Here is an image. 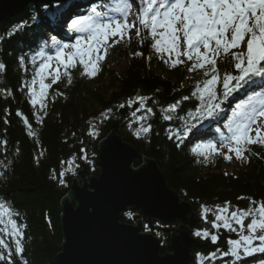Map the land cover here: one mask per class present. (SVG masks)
Masks as SVG:
<instances>
[{
    "label": "trees",
    "instance_id": "trees-1",
    "mask_svg": "<svg viewBox=\"0 0 264 264\" xmlns=\"http://www.w3.org/2000/svg\"><path fill=\"white\" fill-rule=\"evenodd\" d=\"M110 1L69 0L25 9L0 22V63L6 65L0 71V203L9 209L5 221L10 216L21 233L23 252L13 255L14 264H57L55 257L62 243L60 201L73 177L79 178L78 173L84 168L87 180L99 176L98 143L111 132L139 155L153 159L169 189L191 205L194 218L184 224L201 243L191 249L193 264H257L264 254L244 257L241 249L239 260L223 255L230 247L228 241L239 239L241 229L233 222L237 231H230L216 216L225 208L228 212L238 211L254 207L251 201L257 205L264 202V145H245L247 160L242 159L241 167L229 172L224 170L225 153L217 144L222 133L218 135L206 128L217 124L227 130L222 123L226 113L232 116L247 94L259 91L264 86V76L254 77L252 82L223 98L224 75L239 72L234 66L236 61L222 53L217 59L219 82L214 86L221 110L214 119L203 121L185 136L186 128L195 123L189 114H195L196 107L201 106L198 86L202 87L205 76L195 73L186 77L188 69L184 71L179 64L167 63L154 52L149 30L140 25V36L122 38L107 46L105 59L95 76L82 75L84 69L79 60L69 69L70 84L63 68L59 84L47 81L49 86L43 90V97L36 94L35 80L43 59L75 32L70 27L73 20L69 24L61 21L62 15L67 13V17L75 19L84 10L91 12L102 2ZM137 52L141 55H136ZM122 62L126 64L121 72H116L114 68ZM193 92L197 95L193 96ZM34 97L38 100L35 105L31 103ZM141 97L145 99L141 101ZM134 101L141 103L140 111L128 107ZM121 104L128 113H119ZM172 105H177L175 111L169 110ZM16 112L27 119L29 127ZM89 122L95 125L96 135L89 134ZM142 126H150V131L135 135ZM209 143L215 144L218 151L205 149ZM201 152H205L207 159ZM69 160L71 165L67 163ZM140 164L137 162L135 167ZM61 172L65 173L64 184L60 183ZM250 219H245V225ZM121 221L128 224L142 221V231L160 239L159 253L170 252L171 234L157 222L147 224L140 210L124 211ZM213 222L221 226L213 227ZM198 231L200 236L195 234ZM243 231L247 234L246 227ZM204 232L209 235L204 236ZM212 235L217 236L215 243ZM0 236L12 245L14 253L11 237L3 233ZM212 253L216 255L211 256Z\"/></svg>",
    "mask_w": 264,
    "mask_h": 264
},
{
    "label": "snow or ice",
    "instance_id": "snow-or-ice-1",
    "mask_svg": "<svg viewBox=\"0 0 264 264\" xmlns=\"http://www.w3.org/2000/svg\"><path fill=\"white\" fill-rule=\"evenodd\" d=\"M145 2L146 6L139 9L137 19L144 29L149 30V35L153 38L152 47L158 53L164 51L175 54L176 59L172 61V66L184 62L179 59L181 55L189 61L193 60L194 55L195 60L188 71L203 70V75L209 77L204 80L202 87L198 86L201 106L196 107L195 114H189L195 123L186 128L184 135L187 136L198 124L214 119L221 110V102H218L219 97L214 85L219 80L217 59L221 58L222 53L236 61L234 66L239 72L238 75L228 73L224 75L223 98L226 99L233 92L252 82L254 77L264 76V0H145ZM131 6L127 0H124L123 7L120 9L125 16L123 22L109 17L106 23L101 22L100 17L106 16L107 13L97 12L93 8L92 12L95 13V19L89 17L85 25L89 32L86 38L87 47H81V41L78 39L73 45L76 50L75 53L68 54L66 60L63 58L64 53L62 51L57 53L56 60L63 66L64 75L69 84L72 82L69 69L76 66V55L80 56L79 63L84 69L81 74L89 78L96 75L100 68V62L105 59L107 52V47L104 46L111 47L108 38L118 35L123 38V33L134 27L126 19L127 11ZM82 23V19H76L72 21L70 27L83 31L84 28L80 27ZM159 29L163 31H158ZM181 32L183 33L182 43L186 46L182 53L179 51L181 37L178 35ZM140 34L141 29L136 28V35L140 36ZM116 42L114 40L113 44ZM242 43H246V54L230 51L241 48ZM201 46L204 49L203 52L200 51ZM102 48L103 53L101 52ZM136 55H141V53L137 52ZM48 67V64H42L40 70L43 71ZM5 69L6 65L0 63V71ZM56 71L58 72L59 69ZM58 79L59 76H55L52 83H56ZM48 86L41 82V97L44 95L43 90ZM192 95L195 96L197 93L193 92ZM144 99V97L140 98L141 101ZM184 99H189V97H184ZM37 102L35 97L31 99L33 105ZM40 103H43L42 100ZM120 107H124V105L121 104ZM176 107L177 105H172L169 110L175 111ZM147 110L151 111V109ZM107 112L110 113L111 109H108ZM101 116L107 118L105 113H101ZM165 118L170 119V117ZM24 122L28 123L27 120ZM89 123V134L96 135L95 125ZM224 127L227 129L228 135L221 134L220 147H227L229 151H234L237 159L246 161L247 157L244 156L245 145H264V93L254 92L253 95L247 96L245 100L237 104L233 116L228 118ZM149 131L150 126H142L134 134L140 136L141 133H148ZM217 131L220 130L217 129ZM32 134L30 131L29 135ZM224 141L228 143L226 144ZM176 147L179 148L180 144L178 143ZM204 147L213 153L218 151L216 145L212 143ZM194 151L196 150L194 149ZM200 154L207 159L205 152ZM224 158L229 159L230 157L225 155ZM67 163L71 165L72 160ZM64 174V172L59 173L61 184H64L62 179ZM251 203L254 207L232 211L230 215L216 216V220L222 221V226L230 231H237L233 227V222L239 225L241 229L239 239L229 240L230 247L223 255H231L239 260L241 249L244 257L254 256L256 253L264 254V202L258 205L255 201H251ZM222 211L227 213L228 210L225 208ZM8 214L9 209L4 203H0V225H4L3 228H0V233L11 237L12 244H14L13 253L12 245L0 236V261H6V264H14L13 255H21L23 248L19 239L21 233L15 221L10 216L7 221L4 219ZM248 217L251 219L245 225V219ZM220 226V224L213 222V227ZM245 227L247 234L243 231ZM195 234L201 235L199 231ZM208 235L209 233L204 232V236ZM211 240L215 243L217 236L212 235ZM254 241H258V243L254 244ZM210 255L215 256L216 253ZM257 264H264V259L257 261Z\"/></svg>",
    "mask_w": 264,
    "mask_h": 264
},
{
    "label": "water",
    "instance_id": "water-1",
    "mask_svg": "<svg viewBox=\"0 0 264 264\" xmlns=\"http://www.w3.org/2000/svg\"><path fill=\"white\" fill-rule=\"evenodd\" d=\"M63 1L0 0V22L25 9ZM129 107L141 109L138 103ZM119 113L126 114V108L121 107ZM137 162L141 164L135 167ZM98 164V177L87 180L84 168L60 201L62 243L56 263L192 264L191 249L201 243L184 223L193 220V209L169 189L155 161L139 155L111 132L98 143ZM128 209L140 210L148 224L157 221L171 226L164 228L171 233V252L159 253L160 239L143 233L141 221L135 225L122 222V213ZM178 223L181 225L175 229Z\"/></svg>",
    "mask_w": 264,
    "mask_h": 264
},
{
    "label": "rangeland",
    "instance_id": "rangeland-1",
    "mask_svg": "<svg viewBox=\"0 0 264 264\" xmlns=\"http://www.w3.org/2000/svg\"><path fill=\"white\" fill-rule=\"evenodd\" d=\"M140 1H141L142 4H141V6H138L136 1L127 0V3L131 4L132 6L127 11L126 19H127L128 23L129 24H133L134 27L126 30L123 33V38H128L129 40L132 39L134 37V35H136V28H140L141 27L140 24H139V20L137 19V16L139 15V9L141 7H143V6H146V2H145V0H140ZM123 3H124V0H118L117 2L115 1L113 3V5H111L110 8L108 6L109 4H107V6H104V5L99 6L97 8V12L107 13L106 16L100 17L101 22H105V23L108 22V18L109 17L111 19L123 22V20L125 19V16L120 10L123 7ZM53 4H55V3H52V5ZM89 17H93L95 19V13L87 14V16L84 19H82L83 23L80 25V27L84 28V30L83 31H78L77 29H75V32H76L77 35L76 36H72L73 39L70 40V41H72L71 43L65 42V43L61 44L57 48V50H55L54 54H52V55L50 54V55L46 56L43 59V61H44L43 64H48L49 67L43 69V71L39 70L37 75H36V80H35L36 94L41 93V82H43L44 84L48 85L47 81H52L53 78L58 75L59 76L58 81L56 83H53V84H59L60 83V81L62 79L63 66L60 64L59 61L56 60V55H57L58 52L62 51L64 53V57L63 58L66 60L68 54L75 53L76 50L73 48V45L76 44L78 39L81 41V47H83V48L87 47L86 38L89 35V32H88V30H87L85 25L88 22V18ZM66 22L69 24V22H71V20H67ZM158 31H163V30L159 29ZM178 35L181 37V41L179 43V51L182 53L186 46L183 45V43H182L183 33L182 32L178 33ZM229 38H230V34H229ZM121 39L122 38L119 35L116 36V37H111L110 36L108 38L109 45H114V44L118 43ZM157 39H159V36H157ZM74 40H75V42H73ZM114 40L117 41V42L113 44ZM150 41H152V44H153V38L151 36H150ZM213 46H214V42H213ZM104 47H107V46H104ZM153 50H154L155 53L159 54L165 61H167V63L168 62L172 63V61L176 59L175 54H172V53H169V52H164V51H161V52L158 53L154 48H153ZM102 51H103V48L101 49V52ZM200 51L201 52L204 51L202 46L200 48ZM230 51H235V52H238V53L239 52H244L246 54V43H242L241 48L232 49ZM93 55H96V53H93ZM105 55H106V53H105ZM85 59H87V56H85ZM179 59L184 61L183 63H180L179 65L182 68H184V71H185L186 69L191 67L192 63L195 60V56L193 55V60L192 61H189L183 55H181L179 57ZM79 60H80V56L76 55L75 56V62H77ZM125 64H126V62H122V64L120 66L115 67L114 70L116 72H121V70H122V68L124 67ZM57 69H59L58 72L56 71ZM195 73H199L200 77H204L203 74H202L203 70H197V71H194V72H191V73L189 72V73H186L185 75H186V77H190V76L192 77ZM208 78L209 77H204L203 78V82H204V80H206ZM258 92L264 93V89L260 90ZM251 95H253V93ZM246 98H247V96L244 98V100ZM227 119H228V117L226 118V120ZM212 126L213 125H211L209 128L211 129ZM212 129H213V127H212ZM252 135H254V133H252ZM224 143L227 144L228 142L224 141ZM218 149H220L221 151H223L225 153V155L230 157L229 159H226V162L223 165L224 170H227V171L231 172V171H235V169H238V168L241 167L242 159H237L236 156H235L234 151H229V149L227 147L221 148L220 146L218 147ZM233 211H236V210H233ZM231 212L232 211H230V212L227 211V213H225V212L222 211L221 216L230 215ZM180 225L181 224L178 223L177 225H175L174 228L177 229ZM174 233L178 234V232H176V231H174Z\"/></svg>",
    "mask_w": 264,
    "mask_h": 264
},
{
    "label": "bare ground",
    "instance_id": "bare-ground-1",
    "mask_svg": "<svg viewBox=\"0 0 264 264\" xmlns=\"http://www.w3.org/2000/svg\"><path fill=\"white\" fill-rule=\"evenodd\" d=\"M74 175V173H72V176ZM73 178H77V177H73ZM171 234V233H170Z\"/></svg>",
    "mask_w": 264,
    "mask_h": 264
}]
</instances>
